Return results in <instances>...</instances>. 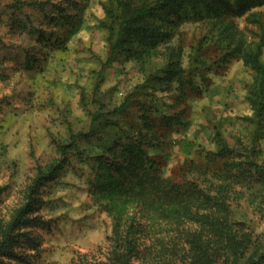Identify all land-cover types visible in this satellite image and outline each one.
Masks as SVG:
<instances>
[{
    "label": "rangeland",
    "instance_id": "rangeland-1",
    "mask_svg": "<svg viewBox=\"0 0 264 264\" xmlns=\"http://www.w3.org/2000/svg\"><path fill=\"white\" fill-rule=\"evenodd\" d=\"M155 1L0 0V240L28 201L0 264H112L131 220L137 264H185L187 239L221 245L219 218L248 237L239 263L264 264V118L243 57L264 0H169L128 19Z\"/></svg>",
    "mask_w": 264,
    "mask_h": 264
},
{
    "label": "trees",
    "instance_id": "trees-1",
    "mask_svg": "<svg viewBox=\"0 0 264 264\" xmlns=\"http://www.w3.org/2000/svg\"><path fill=\"white\" fill-rule=\"evenodd\" d=\"M120 2V0H118ZM169 0H156L155 3L151 6H147L146 4H141L137 7H135L132 11L131 14L129 15L130 20L133 19H137V18H144L147 17L153 13H155L156 9L161 7L163 4H166ZM189 3L191 4H195L197 1H203L205 3H207L209 0H188ZM237 2H240L241 0H236ZM238 5L240 7L243 6V2L238 3ZM142 26L145 25H140V27L142 28ZM148 28V27H146ZM150 30V29H149ZM264 45V36L260 37V41L257 44L256 47H251L249 50H247L244 54L243 57L245 59L246 62H248L252 69L255 71L256 73V77L258 80L257 83V91H256V95H258L259 93V101L258 103H256L255 106V116H257V120L259 121L260 119L264 118V113L262 112V108L264 107V62L260 59V55H261V51H262V46ZM178 70V69H175ZM179 72V70H178ZM180 118L177 117L176 121L180 122ZM114 125H116V123H114ZM122 130V128H120ZM84 134V133H82ZM218 134V133H217ZM218 137V144H219V151L220 153L223 152H233V148L229 147V145L227 144V142L224 140L223 137ZM135 148L137 150L140 149L139 145H135ZM249 163H251L252 165H254L257 168H261L260 165H258L257 163L253 162V161H248ZM263 170V169H262ZM147 188L151 187V183H147ZM167 189H171L169 187L163 186V188H159V192L160 194L163 193L165 190ZM175 191V189H174ZM145 194H147L146 192H144ZM29 197H27L28 199ZM212 204L217 206L218 208H220L219 210L225 209L227 208L226 202L222 199H220L219 197H213L212 198ZM30 202V200H29ZM28 205V201L25 202L23 205H21L20 207H18L14 213H13V219L10 223L7 224L6 229L3 232V237L0 240V246L4 245V243L6 244V241L8 242L10 240V231H11V227L12 225L18 221V219L20 218V215L22 214V212L24 211V209L27 207ZM208 214H206L205 216L202 214V217H197L195 218L198 222L201 223V226L204 225L205 220H207V218H211V213L212 210L207 211ZM223 212V211H221ZM204 216V218H203ZM222 220V221H219ZM227 222L226 219L222 218V219H217L216 221H219L221 223V225L223 226V229L219 228V227H215L217 230H219L218 232L223 234L226 233V236L222 237V243L221 245H219L218 243H216V241H213L211 239H205V238H199L196 240H191V239H187V248L186 250H188V253L185 257V259L182 257V255L179 256V260L180 262H183L185 264H241L239 263L240 260V253H239V248L238 246H242L244 247L245 245L243 244L244 242H247L248 237H243L240 239V236H236L235 233L231 230V228H229L227 226ZM215 221V222H216ZM136 221L135 220H131L130 224L128 225L127 228V236H126V241L127 242L124 247L125 250L120 253L118 251V247L122 246L120 245L121 242V237L116 235V228L114 229V239H113V247H112V251H111V262L112 264H133V262H135V264H137V260H136V253H137V248H136V244L137 242V237L136 235ZM195 233V232H194ZM202 231L200 233V235H202ZM223 238H227L229 240L225 241ZM236 239V241L234 240ZM237 239H240L239 241H237ZM234 242L235 244H232V242ZM226 242V243H225ZM231 244H230V243ZM171 243H173L172 248L170 249V242L165 244L166 248H168L170 251H172V249L175 247V241H171ZM195 243H198L197 245H195ZM208 243H211V245L209 246V248L206 246ZM206 247V249H203L201 246ZM212 246V247H211ZM193 249V250H191ZM175 252V250H174ZM170 254V253H169ZM255 257L256 259L251 263V264H261L262 263V259H260L258 261L260 257V255H258L257 253H255ZM253 258V257H252ZM139 261V260H138ZM178 261H175V253L174 255H167L166 258L164 259H160L157 261L158 264H177ZM139 264V263H138ZM246 264V263H244Z\"/></svg>",
    "mask_w": 264,
    "mask_h": 264
}]
</instances>
